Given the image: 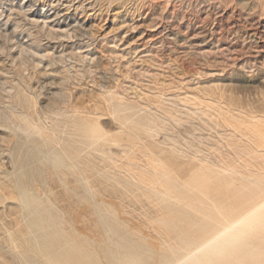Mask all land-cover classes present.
<instances>
[{
  "label": "bare ground",
  "instance_id": "1",
  "mask_svg": "<svg viewBox=\"0 0 264 264\" xmlns=\"http://www.w3.org/2000/svg\"><path fill=\"white\" fill-rule=\"evenodd\" d=\"M260 1L264 4V0ZM44 23L47 22L45 21ZM46 30L49 34H55V30L48 25ZM216 90H218L217 87ZM82 91L79 90L77 96ZM193 92L192 94L195 95L188 93L189 95L185 96V98L177 97V99L180 102L184 100L188 106L189 102H191L195 107L191 108L192 106H189V109H192L191 111L194 110L195 114L192 112V115L194 114L193 117L196 114L197 116L200 114L199 109H196L198 103L197 106L202 104V107L206 106L212 112H215L211 118L215 119L216 116L214 118V114H217V119L210 120L212 122L215 121L217 128L221 123L227 125V128H231V132L227 137L223 135L225 138L223 141L225 142L226 140L225 146L229 149L227 151H230L232 156L235 154L238 158H241L242 163L229 156L226 157V154L220 156V154L226 152L225 150L224 152L219 151V163L210 161L211 158H209L208 154V157L203 155V157H200L195 152L198 147L196 149L191 144L193 139H188L191 142L189 141L187 144H181L177 135H174L176 134L174 133L176 126L172 125L169 120L173 118L174 121V118H176L178 122L180 121V118H177L178 116L172 117L174 116L171 111L173 108L175 114L182 113L181 116L185 111L183 110L184 108L181 109V111L183 110L182 112H180V109L175 110L176 107H174L175 104L173 102H171V104H174L173 107L169 105L170 102L168 103L172 108L170 111L160 108V104L166 100V96H164L166 98L163 102H160V104L157 102L160 105L157 108L161 109V112H157L149 107L147 108L148 105L145 107L142 104H138L137 101H131L133 99L130 100L124 95L109 90L108 95L102 97L99 101L96 100L91 103L90 107L85 111H81V108L79 109L81 112L77 108L72 110L71 113L67 109L60 110L57 113L60 118L53 119L54 131L50 135V132L45 127L33 121V117L38 114L35 100L19 89L16 95L17 101L26 109V112L19 114L2 113V118L10 124L8 126L10 131L15 132L14 141L16 138L21 137L17 134L19 131L24 133L27 139H33L32 141L24 140L20 143L18 141L17 148L12 150L11 153L14 161L12 168L15 169V173H13L15 174L14 187L19 195L17 194L18 196H16L15 192L14 194H9L14 196L12 200L16 199L15 196L18 197L19 204L17 206L19 208L17 210H20L22 219L21 221L15 219L17 220L15 221L17 222L16 229H13L14 231L9 229L11 232L7 230L8 233L7 231L6 233L17 264H264V106L261 109L259 108L261 114L259 111L258 114H253L251 108L249 109V111L251 110V115H249L250 113L246 115V110L242 114L234 108L238 112L235 113L231 109L233 107L227 108L229 107L228 104L223 105V102H218L219 100L217 101L216 98L217 103L210 99L207 100L208 97L203 99L204 97H199L198 93L197 96L196 92ZM222 95L225 96L224 92ZM160 96L163 97V95ZM233 97H229L226 100L230 101V103H235L236 98L234 99ZM146 98L149 99L148 95H146ZM175 98L176 96L169 100L176 101ZM89 100L93 101L90 97ZM180 102L178 105H180ZM185 102H182V104L186 105ZM175 103L177 104V102ZM253 105L256 106L255 103ZM69 107L71 106L69 105ZM179 107H182V105ZM244 107L245 105L242 108ZM186 109L188 108L186 107ZM189 109L188 112H190ZM207 111L205 109V111L201 112L205 113ZM212 112L210 115H212ZM204 113L201 114L203 115L201 117H203V124L205 125L207 122L206 119L204 120ZM106 115L117 121L118 131L113 132L105 128L102 121L106 118ZM185 115H187V112ZM188 116L192 117L189 114ZM190 120L193 121L194 119ZM189 121L187 120L186 124ZM207 121L209 122V118H207ZM211 121L207 123V126H210L208 124ZM60 122H65L66 128L58 132ZM168 122L173 126L174 130L172 132L174 134L170 131L172 129L169 130L167 126ZM189 124L191 126L190 122ZM182 125L180 124L179 126ZM187 125L184 124L183 128L186 129L185 126ZM212 127L210 126L209 128L212 130L217 129ZM219 128H221V125ZM197 129L195 130L194 127L193 131L197 132ZM201 129L204 132V129ZM222 129L225 132V128ZM177 131L179 132V130ZM187 131L188 129L184 132L186 133ZM60 132L66 134L68 138L63 139L59 134ZM208 132L210 131L208 130ZM118 133L124 135L125 139H118L116 137ZM219 133L217 134L218 137ZM206 136L203 139H206ZM199 139H201V135ZM216 145L218 146V144ZM114 147H120V149L118 148L119 151L127 158L126 163L123 161L124 165L121 162L123 165H121V170L124 168L123 170L128 172L127 175L124 173V176H121L116 173L115 177L113 173L108 172L111 169L107 171V168L109 169L110 167L105 168L106 171H102L103 167L101 166L100 168L102 169L100 170L97 167L99 165H96L98 159L113 162V158L119 156L116 155ZM204 147L207 148V144ZM220 149L221 146L216 148V150ZM225 149L227 148L225 147ZM204 150L202 154H205ZM199 151L197 152L201 155ZM212 153L215 154L216 151H212ZM140 156L146 157V159H142ZM104 162L102 163L103 166ZM117 162H113L114 168ZM60 173L63 176L59 175L56 178L55 175ZM91 173L99 174L108 181L119 185L116 188L110 187L108 189L115 196L116 194L121 195L120 198L122 200L124 199V194H133L132 190L140 189L141 191L142 189L141 194L134 193L132 196L135 195L136 201L143 199L144 201H149V204L151 203L152 207L157 211L159 217L155 219L154 217L158 215H153L152 223H149L152 225L151 229L154 227L153 230L156 231L154 233H158L163 241L158 239V235L156 236L157 238L148 236L150 233L148 232L150 230L149 227V230L146 229L148 235H144V230L142 231L141 228L143 229L147 225L143 224L144 227L139 228V225L131 222L126 216L125 211L127 210L124 211V209L128 208H124L127 203L116 201L120 203L117 204L106 200L104 198L106 196L100 195L99 192L98 194L95 193L96 187L92 186L90 180L93 179L90 178ZM66 174L73 176L72 179L74 181L72 183L75 182L74 185L79 183L83 187L82 189L85 193L82 195L78 191L80 192L79 198L89 201L92 205L91 213L94 214L95 218H93L91 213L87 214H90L89 216L94 219L91 218L94 224H92V227L96 229L95 231L100 235V238L92 234L91 230V232L89 231L90 228L86 225L88 224L86 223L87 221L85 222L86 224H81L87 217L84 216L83 220L80 215L82 212L73 217L70 214L73 209L72 206H70L72 209L70 208L68 211L67 206L60 205L58 203L59 199L57 202L51 196V194H54L53 191L52 193L50 192L51 190H48L50 195L39 191L41 189L39 184L42 182H44L45 186V183L49 185L50 182L59 179L62 183L68 184L69 177ZM67 179L68 181H65ZM96 181L98 182L99 180ZM3 184L2 186L5 188ZM55 185L65 186L56 183ZM101 185L103 186L105 183L102 182ZM1 189L2 187H0ZM10 189L13 190L12 187ZM47 189L50 188L48 187ZM1 192L3 191L1 190ZM3 194L4 196H9L7 193ZM120 198L119 200H121ZM128 200H131V197ZM2 201H0L2 205L6 203ZM63 201L61 202L62 204ZM123 202L126 205H121ZM79 206L78 208H80ZM120 206H123L122 208L124 209ZM142 208L144 207L142 206ZM153 208L151 209L153 210ZM89 210L87 209V211ZM135 210L137 211V209ZM144 210L147 211L149 209L144 208ZM144 210L142 209L145 215ZM73 211L75 212L76 209L74 208ZM15 212L17 213L18 211ZM151 212V214H154L153 211ZM12 214L14 212L10 213V215ZM129 216H131L130 213ZM141 216L143 217L142 214ZM144 218L145 220L142 218V221H146L147 218L151 219V217H146V215ZM133 219L134 221L136 220L135 218ZM146 222H148V219Z\"/></svg>",
  "mask_w": 264,
  "mask_h": 264
},
{
  "label": "rangeland",
  "instance_id": "2",
  "mask_svg": "<svg viewBox=\"0 0 264 264\" xmlns=\"http://www.w3.org/2000/svg\"><path fill=\"white\" fill-rule=\"evenodd\" d=\"M45 21L47 23H44ZM47 25L55 30V34L48 33L46 30ZM216 87L219 91L216 90ZM19 89L35 100L38 114L33 117V121L45 127L50 132V135L54 131L53 119L60 118V115L57 114L60 110L67 109L71 113L72 110L81 108V111H85L90 107L91 103L96 100L99 101L102 97L108 95L109 90L124 95L130 100L133 99L131 101H137L138 104H142L145 107L148 105L147 108L149 107L157 112H161L160 108L170 111L175 104V110L180 109V112L183 110L185 112L182 116V113H176V115L173 108L171 111L174 116L172 117L178 116L177 118H180V121H185L182 123V121L178 122L176 118H174V121L173 118L168 119L172 125L178 127H175L176 130H179V132L177 131L178 133L169 124L170 122L167 123V126L169 130L172 129L170 130L171 133H173V130L175 131L174 133L176 134H173L177 135L181 144H187L193 139L191 144L196 149L198 147L195 152L200 157H208L209 155L210 161L219 163V151L224 152L225 150L226 152L220 154V156L226 154V157L229 156L242 163L241 158H238L235 154H233L235 156L233 157L230 151H227L229 149L225 146L226 140L225 142L223 141L225 139L224 136L226 135L225 137H227L230 134L231 128L229 126L227 128V125L223 123L220 124L221 128H219L220 125L217 128L215 121H211L217 119V114H214V118L215 116L216 118L212 119L211 117L215 112H212L206 106L202 107V104H200L201 108H203L201 109L200 105L197 106L198 103L196 105V109H199L200 113L198 116H203L201 114L204 112L201 111L208 110L209 112L204 113V120L206 119L207 123L211 121L208 125L218 130L210 129L206 122L205 125L203 124V117L201 119L197 114L194 116L195 118L193 117L195 114L194 110L191 111L192 109H189L190 105L192 106H190L191 108L194 107L191 102H189L190 104L188 103V106L184 100L180 102L177 97L185 98V96L189 95L188 93L191 95L192 91H194L193 93H198L199 97H204L203 99L208 97L207 100L210 99L216 102L217 99V101L219 100L218 102L222 101L223 105L228 104L229 107L227 108L233 107L231 109L235 113H238L236 112L238 110L242 114L246 110V115L251 110L253 114L260 112L259 110L264 106V4L260 0H0V187H2L1 190L3 191L1 192L0 190V201L6 202L3 203L4 206L0 202V264H17L14 258V251L7 240V233L8 231L11 232L9 229H16L17 222L15 221H21L22 219L20 210H17L19 208L17 206L19 200L16 196L19 194L14 187L15 174L13 173H15V169L12 168L14 161L11 153L12 150L17 148L18 141L20 143L24 140H33L32 138L27 139L26 135L19 131L17 134L21 137L16 138L14 141L15 132L10 131L8 127L10 124L2 118L3 112L13 114L26 112V109L17 101L16 95ZM79 90H83L78 94L80 97L77 96ZM220 92L222 94L224 92L225 96H227L226 99L233 97L235 94L233 98H236V102L239 104L237 105L236 102L230 103ZM184 93L185 95L183 96ZM146 95H148L149 99L146 98ZM160 95H163V97ZM164 96L167 97H165L166 100ZM175 96L176 101L169 100ZM211 96L214 98H210ZM89 97L93 101H90ZM161 97L162 99H160ZM163 100L166 102H163ZM155 101L156 103L159 102L160 104V102H163L164 104L162 103L160 106ZM178 101L182 107H179ZM171 102L174 104H171ZM182 102H185L186 105L183 103L184 106ZM151 103H155L154 106ZM168 103L172 106L170 107ZM254 103L256 106L253 105ZM244 105L246 108H242ZM157 106H160V108H157ZM186 107L190 112H188ZM250 108L251 110L249 111ZM252 108L256 109L253 110ZM181 109L183 110L181 111ZM186 112L187 115H185ZM192 112L194 113L193 115ZM211 112L212 115H210ZM188 114L192 117H189ZM206 116L209 118V122ZM186 119L188 121L194 119L189 121L191 126L189 122L187 123L188 125L186 124ZM102 122L107 130L118 131L117 121H114L109 115H106ZM179 123L183 125L179 126ZM184 124L188 126H185L186 129L183 128ZM197 125L201 126L198 127ZM58 127V132L64 130L66 123L60 122ZM192 127H195V130L198 128L197 132H194ZM200 127L204 129V132ZM222 128H225V132ZM187 129L189 132L185 133L184 131ZM227 129L230 130L227 131ZM201 130L202 132H200ZM190 132H192L191 135L193 136L190 135ZM193 133H198L197 135L200 133L202 140L199 139L200 135L197 137ZM218 133L224 136H221V138L219 135L218 137ZM59 134L63 139L68 138L66 134L61 132ZM205 136L206 139H203ZM116 137L125 139L124 135L119 133L116 134ZM203 142L204 144H202ZM205 144H207V148L204 147ZM215 144H218L219 147L221 146V149L216 150L218 146H215ZM203 147L208 151L206 152ZM118 148L120 149V147H114L116 155H119L113 158L114 163L118 160L115 168L113 162L107 160H104L106 161L104 162L101 159L96 161V165H99L97 167L100 170L102 169L100 167H103L102 171H106L105 168L110 167L109 169L107 168V171L111 169L108 172L113 173L115 177L116 173L121 176H124V173L125 175L128 174L126 170H123L124 168L121 170L122 166L127 162V158ZM203 150L206 155L202 154ZM210 150L216 151L217 154L212 153ZM197 151L201 152V155ZM122 158L123 160H121ZM141 158L146 159V157ZM121 162H123V165ZM116 165H120L118 166L119 168ZM59 175L63 176L60 173L55 175L56 178ZM66 175L69 177L65 176L69 179V181L68 179L65 180L69 182L68 184L66 183L67 185L59 179L56 181L59 180L61 184L59 181H54L50 182L49 185L45 183L44 186V182H42L39 186L44 191L41 189L39 191L49 195L53 191L54 194H51V196L57 202L59 199L58 203L60 205L67 206L68 211L71 208L70 206H72L73 209L71 208L72 212L70 214L73 217L82 212L80 214L81 217H87H84L85 220L83 218L84 222H81V224L87 221L86 223L88 224H85L90 228L89 231L91 230L92 234L100 238V235L95 231L96 229L92 227L94 225L92 221L95 218L94 214L91 213L92 205L89 201L79 198L80 192L82 195L85 193L82 189L83 187L79 183L74 185L75 182L72 183L74 181L72 179L73 176L70 174ZM90 178L94 179L90 180L92 186L96 187L95 193L98 194L99 192L100 195L106 196L104 198L111 202L124 201L127 203L128 206L124 202L121 203L123 206L126 205L124 208L128 207L127 209L122 208L123 206L120 207L124 211H128V213L125 211L126 216L131 222L139 225V228L144 227L143 224L147 225L143 229L141 228L142 231L144 230L143 234L147 236V233L150 232L148 236L152 238L158 237L160 241H163L158 233H154L156 231L153 230L154 227L151 229L152 225L149 223H152L153 215H158L154 217L155 219L159 217L157 211L152 207L151 203V205L149 204V201H144V199L136 201L135 195L132 196L134 193L141 194L142 189L141 191L140 189L132 190L133 194H124V199L122 200L120 198L121 195L116 194L115 196L108 189L110 187L116 188L119 185L108 181L99 174H92ZM96 180L105 183V185L102 186ZM1 183H4L5 188L10 186L13 190L10 187L8 188L10 190L3 188ZM55 183L58 185L63 184L66 187L57 186ZM48 187L50 189H47ZM52 187L53 189H51ZM48 190L51 191L49 192ZM135 190L137 192H133ZM14 192L16 199L12 200L14 196L11 194H14ZM3 193L11 194L4 196ZM130 197L131 200H134H128ZM62 201L63 204L61 203ZM132 203L138 204L133 205ZM139 204H142L141 207ZM77 205H80V208ZM142 206L150 211H145ZM74 208L76 209L75 212L73 211ZM86 208L90 209V212ZM142 209L145 211L146 217H151V219L147 218L148 222H146L147 219L144 221L145 215ZM151 211L154 214H151ZM12 212L15 215H10ZM136 212L138 213L137 216ZM87 213H91L93 218ZM129 213L131 216H129ZM140 216L144 219L143 221ZM87 218L88 220H86ZM133 218L138 219L142 224L138 220L134 221ZM5 228L7 229L5 230ZM146 229L149 231L147 232Z\"/></svg>",
  "mask_w": 264,
  "mask_h": 264
}]
</instances>
